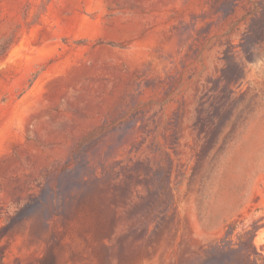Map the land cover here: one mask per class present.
Segmentation results:
<instances>
[{
  "label": "rangeland",
  "instance_id": "obj_1",
  "mask_svg": "<svg viewBox=\"0 0 264 264\" xmlns=\"http://www.w3.org/2000/svg\"><path fill=\"white\" fill-rule=\"evenodd\" d=\"M0 264H264V0H0Z\"/></svg>",
  "mask_w": 264,
  "mask_h": 264
}]
</instances>
